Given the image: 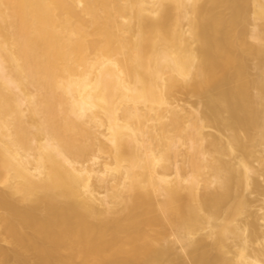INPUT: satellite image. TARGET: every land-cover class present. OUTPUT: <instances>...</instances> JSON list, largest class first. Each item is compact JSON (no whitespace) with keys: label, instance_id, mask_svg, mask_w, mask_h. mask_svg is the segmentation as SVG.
Returning <instances> with one entry per match:
<instances>
[{"label":"bare ground","instance_id":"1","mask_svg":"<svg viewBox=\"0 0 264 264\" xmlns=\"http://www.w3.org/2000/svg\"><path fill=\"white\" fill-rule=\"evenodd\" d=\"M0 264H264V0H0Z\"/></svg>","mask_w":264,"mask_h":264}]
</instances>
